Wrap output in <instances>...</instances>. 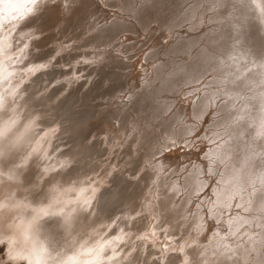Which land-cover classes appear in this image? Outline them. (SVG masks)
<instances>
[{
	"label": "rangeland",
	"instance_id": "obj_1",
	"mask_svg": "<svg viewBox=\"0 0 264 264\" xmlns=\"http://www.w3.org/2000/svg\"><path fill=\"white\" fill-rule=\"evenodd\" d=\"M126 1L127 0H87V2H86V4H88L87 9L85 10V14H84L81 22L79 24H74L70 27L63 26L54 35L55 40H53L54 38H52V39H50V41L49 40L47 41V44L45 45V47L43 46L40 49L41 50L40 51L41 56H44V58L47 60L46 63L40 64V65H44V67L41 68L40 65H38L35 69H33L34 71L27 69V71H29L30 73L21 81V83H20L21 85L19 84L18 85L19 87L18 86H17L18 88L16 87L17 91L14 92V95L9 96V98L5 101V102H10L14 98L13 107H15V109L17 108L16 111L18 113H20L21 116H29L30 118L31 117L36 118V123L34 125V128L36 130L34 131V134H36L39 129H42V132H43L46 129V126H48L50 129L53 130L54 135L51 137L49 145H48V151H50L49 158H51L54 154H56V152L58 153L60 150H63L64 147L68 148L69 150L71 149V151L74 152V153L72 152L73 153L72 155L70 154V155L66 156V158H68L69 161L66 163V165L64 167H61V165H53L54 163L52 162L53 164L51 163L52 165L50 164V166H52L53 168L50 167L48 169H45V167L43 166V165H45V163H43V162L48 159V158H46L47 152L44 150V147L41 144H39L36 140L35 141L36 143L34 142V145L30 147V151H34V153L31 156H28L27 160L24 161L23 164L17 163L18 165H21L22 167L26 166V167L20 169L18 174L21 177L20 176L19 177L23 178V180H26V177H28L27 173L31 172L29 174L30 175L29 178L31 179L32 183L29 184V183L24 181L23 183L20 182L19 184H17V186L14 185L9 191L10 198H12L14 200H20L21 201L20 204L22 206V204H24L23 203L24 201H26V200L30 201V199L33 200L32 189L43 187L45 185V183L48 181V179L51 177H55L56 180L53 181V184H49L48 187L51 188L54 185L58 186L56 184V182L58 181L59 185H62V187L59 188V192H61L59 194H62V193L66 194V192H67L69 195L71 193V192H68L69 190H71V191L77 190L78 187H80V185L83 184L84 182L87 184H90L91 182L97 184L96 188H95L96 197H94L92 200H94V205H97L98 208L94 207L95 209L92 208L90 210L89 207L93 206L92 201L89 204H86L85 203L86 201H84V202H82L81 206H79L77 213H75L74 210L70 211L69 215L72 217V219L67 224L65 223V221L58 220L55 217H53L51 222H45L43 220L41 221L42 227H40L38 229L34 238L36 239L38 244L43 245V246L46 245L45 247H47V249H48V252L45 255V258H47V259H45L47 262L46 264H51L52 261H53L52 264H56V260L60 259V257L63 256L65 253H68V255H69V254H72L73 249H74V251H76L77 249H82V248H80L81 244L83 243L82 241H87L89 239H92V241H93L94 238L98 239V238L105 236L110 230H113V222L116 220V217L118 218L119 214H121V212H123L124 208L127 205H129L131 202L133 203L132 206L135 207V205H136L137 209H138V211H136L134 213V217H138V216L140 217L141 216L142 222L140 224H138L136 229L133 230L134 231L133 233L135 234L133 239L137 242H136V245L134 244L132 246V248H131L132 250L130 248H128L126 250V254H125L126 257L121 259L122 262H124L122 264H125V261H127V260H129V262L127 261L126 264H146V263H148L146 261L148 259L151 261V258L152 259L155 258V261L152 260L150 262L148 260L150 262L149 264H154V262H156V261L157 262L155 264H163L160 261L165 262V259L168 255V253L165 254V257L162 260V256H161L162 252L160 251V244L159 243H161L163 248H165L164 240L169 239V237H165V234L167 231H174L175 232V234H174L175 238L189 236L190 234H192V231H193V233H195L194 227H192V225L189 224L190 219L184 223L181 222L180 224H177V221H176V222H174L175 225H171V223L167 221L168 214L170 213V211L167 208H164V209L159 208V204L157 202V197H158L157 192L158 191H161V192L164 191V189L166 187V183L161 182L160 185H153L156 181V177H155V175H153V172H152L153 171V169H152L153 158L155 159V161H157L159 159H162V161H163V167L165 170H162L160 173L165 174V175H170V177L172 176V178L177 177L176 180L179 181L178 183H179L180 189H179V192L176 194L175 198H177V200H178V205H179L180 201L182 200V198L186 194H189V193H190V195L194 194L193 196H190L192 199L190 198V200L181 209L183 215L179 216L178 220L183 219V218L187 219L189 215H192L194 213V209L196 207L199 208V211L202 209V212H203L202 217H205L207 219V227L212 228V229L210 228V230H209V229H206V227H205L202 229L201 232L198 233V236L204 237L203 238L204 242H208L210 240V236H211L212 232H215L217 230V228H222V229L226 228L225 231L226 232L229 231L228 222H227V216H228L229 212L235 211V210L244 211V209L241 208V205L238 204L236 201L234 203L231 202V205H230L231 209L230 208L227 210L225 209V211L220 214L219 218H216L214 216V214L210 213L211 203L213 202V187L217 184H220V175H221L223 167H224V164H223L224 162L221 161L220 159H216L215 161L214 160L211 161V160H209L210 156H208L206 153L210 147L214 146V143L216 140H218V138L219 139L220 138L226 139V137H223V136H225V134L223 133L225 131V126L223 123L219 122L220 117L223 115V110H220L219 108H220V104L223 101V95L224 94L221 93V95L216 96L211 101V103H209L207 105L204 112L201 114L194 115L192 110H191V106L194 105V103L197 102L199 99H201V97L206 93V91H207L206 87L208 86L206 84V80L213 76L212 70L206 71L197 80H194V81L189 82V83H183V82L178 81V84L174 85L172 89H169V90L168 89H165V90L164 89H162V90L157 89V84L159 83L160 75H163V76L169 75L170 77H168V76L167 77L170 79L176 77V73H177L176 67L179 63H182V62L192 63L195 61H201L202 55L207 54V53L208 54L209 53H216L215 52L216 49L213 46L212 41L207 40V37L210 34L209 31H210L211 27L212 28L214 27V29H216V30L219 28H223V29H226L227 31H230V32L232 31L231 30L232 29L231 24L226 21V19H227L226 16L223 18L217 17L218 13L220 12V10H222L224 8V6L215 5V6L208 7L209 0H132V7H130V9H128V8L124 7V4ZM60 3H61V0H53V3H52V4H54V5L56 4L58 6L56 9L54 8L55 12L53 13V15H54L53 18L55 16H57L56 21L58 22V24L61 23L62 20H64L63 19L64 8L61 6ZM137 6L140 7L141 10H139V12L136 13L134 7H137ZM192 7H194V9H195L194 12H192ZM95 9H97V10H95ZM101 10H103V11H101ZM97 11H99V13ZM104 11H106V12H104ZM100 14H101V16H100ZM58 15H59V17H58ZM115 15L119 19H124V23H121L119 26H117L116 31H115L116 33L112 37L110 44L103 42L104 40H102V39H95V38L91 37V30H90V24L91 23H95L96 26L102 25V24L107 23L106 21L109 22L112 18L115 17ZM119 16H121V17H119ZM214 16H216V17L214 18ZM51 19H52V17L51 18L49 17V20H51ZM100 19H102V20H100ZM203 20H204V22H203ZM53 22H55V20L49 21V23H53ZM204 23H205V25H204ZM9 24L10 23H7L6 26H8ZM183 26H185V27H183ZM56 30H58V28H56L55 31ZM179 31H180V33H179ZM181 32H183L184 35L182 34L180 36ZM123 33H125V34H123ZM57 34H59V35H57ZM62 34H64V35H62ZM60 35H61V37H60ZM125 35H126V39H125ZM174 37H176V38H174ZM57 38H58V40H57ZM66 39H67V41H66ZM63 41H65V42H63ZM178 41H180V42L185 41L188 44V46L186 45L182 49L175 50V51L169 50L171 45L176 44ZM50 44H52V45H50ZM151 44H153V45H151ZM154 45L157 47H155ZM108 46H110V47H108ZM134 46H136V47H134ZM160 46H161V48H160ZM196 46H197V48H195ZM147 47H150V48H147ZM46 48H48V49H46ZM105 48H107V49H105ZM118 48H119V51L117 50ZM194 48H195V50H194ZM42 49H45L47 51H43ZM51 49L53 51H51ZM76 49H77V51H76ZM109 49H111V50H109ZM42 51L44 53L47 52V54H49V55H47L46 53L44 54ZM94 51L99 52L96 57H94V53H95ZM109 52L113 53V54H110ZM10 54H9V57H13L16 54V51L10 52ZM171 54L173 55V57ZM106 56H107V58H106ZM111 56H113L114 58L113 57L111 58ZM180 56H181V58H180ZM9 57H7L8 59L5 58L6 59L5 64L9 62ZM154 57H156V58H154ZM157 57L160 59H157ZM169 57L170 58L172 57L174 59L172 60V58L170 59ZM44 58L42 57L43 60H45ZM49 58H51V59H49ZM186 58H188V59H186ZM103 59H104V61H103ZM56 60H58V62ZM90 60H92L93 62ZM89 61H90V63H89ZM68 62H69V64H68ZM70 62H72V63H70ZM119 62L123 63V64L121 65ZM9 64H11V63L9 62ZM63 64L67 65V66H63ZM94 64H95V66H94ZM110 64L113 67L110 68ZM157 64H160V66H161L160 67L161 72L158 75L156 74ZM169 64H170V66H169ZM78 67L80 69H78ZM151 67H153L152 72L150 69ZM72 68L77 69V71H74ZM99 70H100V72H99ZM115 70H117V71H115ZM27 71L24 70V72H27ZM79 71H80V73H79ZM119 71H121V72H119ZM74 72H76V73L74 74ZM118 72H119V74H118ZM78 74H79V76H81L83 78L82 79H80V77L78 78ZM101 74H103V75H101ZM87 76H91L92 78L87 77ZM70 77L73 79V81H71L72 79H70ZM147 77H149V78H147ZM77 78H78V80H77ZM16 79L18 80L19 78L17 77ZM89 79H92V80H89ZM57 80H58V82H57ZM67 80H68V82H67ZM79 80H80V82H77ZM95 80H96V82H95ZM90 81H91V83L88 85V83ZM127 81L129 82L128 84H127ZM84 82L85 83L87 82L86 85ZM92 82H94V83L92 84ZM53 83L56 84L55 87H54ZM77 83H79V84L77 85ZM83 85H84V87H83ZM124 86H126V87L128 86V87L125 88ZM138 86H139V88H138L139 91L136 88ZM73 87L75 88V90ZM85 87H87V88H85ZM200 88H201V90H200ZM219 88H221V87L219 86ZM91 89H93V90L90 92ZM128 89H130V90H128ZM141 89H143V90H141ZM19 91H21V92L19 93V95H17V93ZM81 91H82V93H81ZM195 91H197V93ZM87 92L88 93L90 92V95H88ZM110 92H112V93H110ZM96 93H98V94L100 93L99 95H101V97L98 94L97 95L99 97L96 96ZM124 93H125V95H124ZM78 94L81 98L78 96ZM118 94H120L119 95L120 97L118 96ZM140 95L144 96V99H142V101H139ZM122 96H124V97H122ZM168 96H170V97H168ZM91 97L93 99H91ZM130 98H132V99H130ZM172 98L174 100H172ZM187 98H189V99H187ZM96 99H98V100H96ZM112 100H114V101H112ZM188 100H190V101L188 102ZM215 100H216V102H215ZM87 101H89V102H87ZM98 101H99V103L98 104L96 103L97 104V106H96L95 102H98ZM84 102L87 104H85ZM111 102H113V103L110 104ZM80 103H82V104H80ZM190 103H191V105H190ZM117 104H118V106H116ZM127 104H129V105H127ZM151 104H153V105L155 104L159 107V109L161 110L160 116L153 117V116H151V114H149V108L148 107ZM112 106H114V107H112ZM94 107H96L97 110H94ZM120 107L121 108L123 107V108L121 109ZM91 110H93V111H91ZM104 110H106V111H104ZM110 112L113 114H110ZM58 113H60V114H58ZM70 113H71V116H70ZM85 113L87 116L90 114L88 116V118L86 115H84ZM95 113H96V116H95ZM108 113L110 116L107 115ZM92 114L94 115L95 119L94 118L91 119L93 117ZM34 115H36V116L38 115V116L36 117ZM66 115H67V118H65ZM72 115H74V117ZM99 115H101V117ZM82 116H84V117H82ZM105 116H106V118H105ZM89 117H91V118H89ZM96 117H97V119H96ZM103 117L105 119H102L103 122H100L101 118H103ZM107 117L109 119H107ZM137 118H139V120ZM159 118H160V120H159ZM165 118H167V120H169V122H171L170 123L171 126L176 131V134H175L176 136L175 135L171 136L164 130V125L161 123V120L165 119ZM76 119L82 121L79 124V126H77L78 132L81 131L80 132V136L82 135L81 139H80V137L78 138L77 136H75L76 133L73 134L74 132L77 131V129H75V131L70 129L71 123ZM98 119H100V120H98ZM188 120H190V121H188ZM85 121L88 123H84ZM94 121L95 122L97 121V122L94 123ZM188 124L193 127L192 131L180 132L178 130L180 127L181 128L185 127ZM43 125H45V126L43 127ZM85 125L88 127L86 128ZM97 125H99V126H97ZM114 125L115 126L117 125V126L114 127ZM91 126H92V128H91ZM93 126H94L95 130H93L94 129ZM104 126H106V127H104ZM111 126L113 128H111ZM194 126H196V127H194ZM64 127H65V129H64ZM80 127H82L81 129L84 130V133L82 132L83 130H81ZM84 127H85V129H84ZM103 128H105V129H103ZM131 128L133 129V131ZM211 128H213V129H211ZM101 129H103L105 131H103V130H102V132L99 131ZM42 132H40L38 135L42 134ZM45 132H46V130H45ZM108 132H110V133H108ZM113 133L116 134L117 137L115 135H114L115 136L114 137ZM92 134L94 135V137H92ZM105 134H107V135H105ZM142 134H147V137H149L148 140L144 141L141 138ZM68 135H70L72 139L70 137H68ZM95 135H97V136H95ZM194 135H196V136H194ZM66 137L70 138V141L75 140V141H73L75 144H72L73 142L71 141L72 143H68L66 145L67 142H70V141H68L69 139L67 140ZM90 137L92 139V140L90 139L91 142L88 140V138H90ZM78 139L80 140V142ZM87 140H88V142H87ZM117 140L119 141V144L121 143L120 144L121 148H120V145L118 144ZM31 142H29L28 146L31 144ZM61 143H63V145ZM81 143H82V145L80 146ZM108 143H109V145H108ZM60 145L63 148H61ZM71 145H73V146L71 147ZM106 145H108V146L106 147ZM57 146L59 147V149ZM79 146L82 148H80ZM103 146H105L107 149ZM26 147L27 146L23 147V149L20 150L19 157L17 158V160L24 158L25 151L27 150ZM84 147H85V149H84ZM92 147L94 149L96 147L98 149V151L100 149H102L103 152L99 151L101 153V156H100V153L98 154L97 150L96 149L94 150ZM160 147H162V148H160ZM76 150H78V151H76ZM122 150H124L125 155H124V153H122ZM84 151L86 152V154ZM92 151L94 153H92ZM147 151L149 152V154H145ZM113 152H114V154H113ZM89 153H92V154H89ZM88 154L90 156H88ZM50 155H52V156L50 157ZM110 155L111 156L113 155V156L111 157ZM124 156H126V158ZM96 158H98V159H96ZM110 158H111L112 162L110 161ZM119 158H120V160H119L120 162L116 161ZM90 159H92V160H90ZM113 159H114V161H116L118 163L113 162ZM17 160H16V162H17ZM96 160H97V163H96ZM198 162H200V163H198ZM77 163L80 165H77ZM74 164H76V165H74ZM143 164L146 166H144ZM213 164H214V166H213ZM172 165H173V167H172ZM197 165H199V167H202L203 172L201 173V175L203 177L206 175L205 177L208 180L202 188H200L196 191H193V193H192V192H189L191 188H189V186L187 184H185L184 178L188 175V173L191 171V169L196 167ZM70 166L73 167V169H72L73 171L69 170ZM74 166H76V167L78 166V168H76ZM112 166H113V168H112ZM168 166H170V167H168ZM29 167H30V169H29ZM87 167H88V169H87ZM104 167H105V169H104ZM114 167H115V169H114ZM122 167L124 168V170L122 169ZM74 168H76V169H74ZM101 168H102V171H101ZM86 169H87V171H86ZM113 169L116 172L113 171ZM166 169H168V170H166ZM16 170H18V169H16ZM88 170H89V172H88ZM106 170L109 171L110 175L107 174L108 171H106ZM173 170H176V171H173ZM184 170H186V171H184ZM98 171L101 172V175ZM104 172L106 175L104 174ZM146 172H150V175H148L144 178L141 177ZM117 174H120V175H117ZM176 174H177V176H176ZM116 175L118 178L116 177ZM179 175H181L182 180L180 179ZM113 176H115V177L112 178ZM100 177H102V178H100ZM122 177H125V178H123L125 180H123ZM158 179H159V177H158ZM169 179L170 178L165 179L164 181H168ZM101 181H103L102 184H101ZM120 181H122V182H120ZM117 182L120 183V186L119 187H117V185L113 186ZM122 184H123V187H122ZM211 184H212V186H211ZM22 185L24 186V188ZM127 185L128 186L130 185V186H129V188L126 189ZM139 186H140V189H139ZM97 188H99V189H97ZM107 188L109 189V192H111V191L112 192L109 193L107 191L108 190ZM114 189L115 190H117V189L121 190L122 189L123 191L117 190V193H116V192H114L115 191ZM146 189H148V190H146ZM21 190H22V193H21ZM124 191H125V193H124ZM118 192L121 193L122 195L119 194V196H118L117 195ZM133 192H134V194H132ZM108 193H109V195H107ZM154 193H155L156 197L154 196ZM202 193H205V194H202ZM128 194L129 195L132 194V196L131 195L129 196ZM100 195H102V196H100ZM110 195L113 197L115 196L116 201H118V199H120V198L121 199L117 203L112 202L115 200L110 201V198H111ZM69 196H71V195H69ZM97 196H99V198ZM59 197H61V196L59 195ZM117 197H119V198H117ZM197 197H198V199H197ZM100 198L101 199L105 198V199L101 200ZM114 198H111V199H114ZM126 198H130V201L126 202ZM97 199H99V200H97ZM103 200L105 201V204H107V205H104ZM140 201H141V203H140ZM207 201H209V203H207ZM111 202H112V204H111ZM191 202H193V204ZM32 203H35V202L32 201ZM122 203H124V204H122ZM113 204H114V206H113ZM232 204H233V206H232ZM101 205H102V207H101ZM153 205L157 209H154ZM189 205H190V207H189ZM115 206H117V207L115 208ZM147 206L151 211H149V209L146 208ZM203 206H205L206 208L205 207L203 208ZM19 207L20 206H18V209H19ZM35 208L30 209L26 205H23V209L20 207V211L17 210L19 212L17 214L19 216L18 218L22 219V222L27 221L30 217L29 212L35 211ZM26 209H28V210H26ZM98 209H100V210H98ZM114 209H116V210H114ZM186 209H188V210H186ZM206 209H207V211H206ZM144 210H147V211L143 212ZM26 211L28 214L25 213ZM39 211H40V209H39ZM251 211H252V213L255 214V219H254V222L251 225H249L250 226L249 228L257 230L258 228H260L261 223L260 224L257 223L256 220H259V221L264 220V215H263L264 209H254V208L251 209V208H249L247 212H251ZM49 212H53V211H49ZM99 212H100V216L97 217ZM149 212H151L150 213L151 215L149 214ZM101 213H102V215H101ZM155 214H156V216H155ZM229 214L232 215L233 212L229 213ZM25 215H26V217H25ZM75 215H77L76 218H74ZM125 215H126V213H125ZM109 216H110V218H109ZM86 221H88V222H86ZM109 221L111 224L110 226L108 225ZM262 222L264 224V221H262ZM154 223L162 224L160 226L159 230L163 231L162 236L156 237V240H154L155 242L152 241L151 239L147 238L146 235H143L144 232L150 231V227ZM223 225H224V227H223ZM147 227L149 230L147 229ZM72 228H73V230H72ZM139 228H140V230H139ZM63 233H65V234H63ZM256 233H257V231H256ZM244 235H245V231H243L242 233H239V235L236 236V238L234 237L232 239L233 240H235V239L241 240ZM91 236L92 237L95 236V237L91 238ZM96 236H98V237H96ZM84 237L87 239H85ZM77 238H80V240H78ZM143 238H145V239H143ZM205 238H206V240H205ZM187 239L188 238L185 237L186 241H187ZM146 240H147V242H145ZM52 241L54 244H52ZM68 242H70V243H68ZM154 243H156V244H154ZM170 243H174V242H170ZM188 243H191V242H188ZM139 245H141V246H139ZM136 250L138 251L137 254L135 253ZM149 250H150V252H149ZM145 251H147V253H145ZM261 251H262L263 256H264V244L262 245ZM149 255H150V258L147 259V257H149ZM134 257H135V259H134ZM158 260H159V262H158ZM137 262H139V263H137ZM6 264H7V262H6ZM11 264H22V262L19 260H14L11 262Z\"/></svg>",
	"mask_w": 264,
	"mask_h": 264
},
{
	"label": "bare ground",
	"instance_id": "obj_2",
	"mask_svg": "<svg viewBox=\"0 0 264 264\" xmlns=\"http://www.w3.org/2000/svg\"><path fill=\"white\" fill-rule=\"evenodd\" d=\"M64 1H65V3H68L69 2V0H64ZM86 2H87V0H71V5L72 6L70 8H68V9H65L64 8V10H63L64 11V14H65V15L63 14V19L64 20H62V22L59 23V24L56 21V19H57L56 17L57 16L54 17L55 19L53 18V16H54L53 13L55 12L54 10L58 7L56 4L55 5L54 4H49L47 10H44L43 11V14L40 15L39 19H37L34 24H32L30 26H27V27L23 26L24 25V21H22V20H12L11 22L9 20H4L3 21V25L0 26V40H5L6 43L7 44H11L12 47H11V49H9V50H7V51H5L3 53H0V98H3L6 101L9 98V96L14 95V92L17 91L16 87L30 73L29 71H27V69L33 70L38 65L43 64V63H46L47 60L44 58V56H41V52H40L41 50L40 49L43 46L45 47V45L47 44V41L48 40L50 41V39L54 38V35L63 26L70 27V26H72L74 24H79L81 22L84 14H85V10L87 9V5L88 4H86ZM215 5L224 6V8L222 10H220V12L218 13V16L217 17L223 18V17L226 16L227 17L226 21L231 24V27H232L231 30L232 31L230 32V31H227L226 29H223V28H219V29L216 30V29H214V27L213 28L211 27V29L209 31L210 34L208 35L207 40L208 41H212V44H213V46L216 49V51H215L216 53H209V54L207 53V54L202 55L201 56L202 57L201 58V61H195V62H192V63H185V62L179 63L177 65V67H176L177 69L175 68L177 70L176 77L170 79V78H168V77H170L169 75H167L168 77L165 76V75L164 76L163 75H160V77H159V83L157 84V89L158 90H162V89H164V90L165 89H168L169 90V89H172L174 85H177L178 84V81L179 82H183V83H189V82H192L194 80H197L206 71L212 70L213 76L210 77V78H208L206 80V84L208 85L206 87L207 88L206 93L201 97V99H199L197 102L194 103V105L191 106V110H192V112H193L194 115L201 114V113L204 112V110L207 107V105L209 103H211V101L216 96L221 95V93L224 94L223 95V101L220 104V108H219L220 110H223V115L220 117L219 122L223 123L224 126H225V131L223 132L225 134V136H223V137H226V139L225 138H220V139L218 138V140L215 141L214 146L210 147L209 150L206 153L208 156H210V159L209 160H211V161L214 160L215 161L216 159H220L221 161L224 162L223 163L224 164V167H223L222 173L220 175V184H217V185H215L213 187V202L211 203L210 213L214 214V216L216 218H219L220 217V214L223 213L225 211V209L226 210L229 209V208L231 209V207H230L231 202L234 203L236 201H237L238 204L241 205V208L244 209V211H241V210L231 211L230 210L231 212H229V213H232L233 212V214L231 215V214L228 213V216H227V222H228L229 231L226 232L225 231L226 228L225 229L217 228V230L215 232H212V234L210 236V240L208 242H204V239H203L204 237L198 236V233L201 232L202 229L205 228V227H206V229H209V230H210L211 227L210 228L207 227V219L205 217H202V213H203L202 212V209L199 211V208L198 207H196L195 209L193 208L194 209V213L192 215H189L187 219H184L183 218V219L178 220L179 216H182L183 215L181 209L190 200V198H191L190 196H193L194 194L193 195H190V193L189 194H186L182 198V200L180 201V203L178 205V200H177V198H175L176 194L179 192V189H180L179 188V183H178L179 181L176 180L177 174L175 176L176 178H172V176L170 177V175H165V174L160 173L162 170H165L164 167H163V161H162V159H159V160L155 161V159L153 158V160H152V163H153L152 164V169H153V171L152 172H153V175H155V177H156V181H155V183L153 185H160L161 182H165L166 183V187H165L164 191H162V192L161 191H158L157 192V195H158L157 202L159 204V208L160 209L167 208L170 211V213L168 214L167 221L170 222L171 225H175L174 222H176V221H177V224H180L181 222L184 223V222H186L187 220L190 219L189 224H191L192 227H194V229H195V233H193V231H192V234H190L189 236H185V237L188 238L187 241L185 240V237H177V238H175L174 237V234H175L174 231H167L166 232L165 237H169V239L168 240H164V246H165V248H163V246L161 245V243L158 242L160 244V251L162 252L161 253L162 260L164 259L165 254L168 253V255H167L166 259H165V262L160 261L163 264H233V263L234 264H264V256H263V253L261 251L262 245L264 244V224L262 222L264 220H262V221L256 220L257 223H259V224L261 223L260 228H258L257 230L256 229L249 228L250 227L249 225H251L254 222L255 214L252 213V211L251 212H247L249 208H251V209H253V208L254 209H264V13H262L261 10H260L262 7H264V0H209L208 7L215 6ZM124 7L130 9V7H132V0H127L125 2V4H124ZM137 7H134L136 13L139 12V10H141L140 7H138V8ZM95 10H97V9H95ZM194 10H195L194 7H192V12H194ZM101 11H103V10H101ZM97 12L99 13V11H97ZM104 12H106V11H104ZM101 14H100V16H101ZM0 15L7 16V13L6 12L5 13H0ZM116 15L109 22L106 21L107 23L102 24V25L96 26L95 23H91L90 24L91 37L92 38H95V39H102V40H104L103 42H106L107 44H110L111 43V40H112V37L116 33L115 31H116L117 26H119L121 23H124V19H119V18L116 17ZM121 16H119V17H121ZM49 17L50 18L52 17V19L49 20ZM58 17H59V15H58ZM215 17L216 16H214V18ZM53 20H55V22L49 23V21H53ZM100 20H102V19H100ZM203 22H204V20H203ZM7 23H10V24L8 26H6ZM205 23H204V25H205ZM183 27H185V26H183ZM56 28H58V30L55 31ZM10 29H11V31H9ZM179 33H180V31H179ZM123 34H125V33H123ZM182 34H183V32H181L180 36ZM57 35H59V34H57ZM62 35H64V34H62ZM60 37H61V35H60ZM174 38H176V37H174ZM125 39H126V35H125ZM53 40H55V38ZM57 40H58V38H57ZM66 41H67V39H66ZM63 42H65V41H63ZM25 44L27 45L26 48L24 47ZM50 45H52V44H50ZM151 45H153V44H151ZM186 45L188 46V44L185 41H182V42L178 41L176 44L171 45V47L169 48V50H171V51L172 50L173 51L179 50V49H182L183 47H185ZM161 46H160V48H161ZM108 47H110V46H108ZM134 47H136V46H134ZM155 47H157V46H155ZM107 48H105V49H107ZM147 48H150V47H147ZM195 48H197V46ZM195 48H194V50H195ZM20 49H23V52H21ZM46 49H48V48H46ZM42 50L43 51H47L45 49H42ZM109 50H111V49H109ZM117 50L119 51V48ZM15 51H16V54L13 57H11V62H10L11 64H9V62L5 64V60H6L5 58L9 57L10 52H15ZM51 51H53V50L51 49ZM76 51H77V49H76ZM94 52H95L94 53V57H96L99 52H96V51H94ZM45 53L47 54V52H45ZM110 54H113V53H110ZM47 55H49V54H47ZM42 57L45 60H43ZM112 57L113 56H111V58ZM172 57H173V55H172ZM106 58H107V56H106ZM154 58H156V57H154ZM180 58H181V56H180ZM49 59H51V58H49ZM157 59H160V58L157 57ZM173 59L174 58H172V60ZM186 59H188V58H186ZM56 61L58 62V60H56ZM90 61H92V60H90ZM90 61H89V63H90ZM103 61H104V59H103ZM70 63H72V62H70ZM68 64H69V62H68ZM120 64L122 65L123 63H120ZM170 64H169V66H170ZM63 66H67V65H64L63 64ZM94 66H95V64H94ZM111 67H113V66H111V64H110V68ZM153 67L150 68L151 69V72L153 70L152 69ZM156 67H157L156 74L158 75L161 72V68H160L161 66H160V64H157ZM75 68L74 69L72 68V69L74 71H77V69H75ZM78 69H80V68L78 67ZM24 70L27 71V72H24ZM115 71H117V70H115ZM99 72H100V70H99ZM119 72H121V71H119ZM119 72H118V74H119ZM75 73L76 72H74V74ZM79 73H80V71H79ZM9 74H11V75H9ZM101 75H103V74H101ZM91 76H87V77H91ZM17 77L19 78L18 80L16 79ZM79 77H80V79L83 78V77L79 76V74H78V78ZM78 78H77V80H78ZM147 78H149V77H147ZM70 79H72V78L70 77ZM68 80H67V82H68ZM89 80H92V79H89ZM96 80H95V82H96ZM71 81H73V79ZM128 81H127V84L129 83ZM57 82H58V80H57ZM77 82H80V80L77 81ZM86 83H85V85H86ZM90 83H91V81L88 83V85ZM93 83L94 82H92V84ZM78 84L79 83H77V85ZM55 85L56 84H54V87H55ZM219 86L221 88H219ZM83 87H84V85H83ZM124 87L127 88L128 86L127 87L124 86ZM85 88H87V87H85ZM136 88L138 90L139 86L136 87ZM74 90H75V88H74ZM92 90L93 89H91L90 92ZM128 90H130V89H128ZM141 90H143V89H141ZM200 90H201V88H200ZM20 92L21 91H19L17 93V95H19ZM90 92L89 93L87 92L88 95H90ZM195 92L197 93V91H195ZM81 93H82V91H81ZM110 93H112V92H110ZM125 93H124V95H125ZM97 94L98 93H96V96H98L100 93L98 95ZM119 95L120 94H118V96ZM78 96H79V94H78ZM99 96L101 97V95H99ZM122 97H124V96H122ZM168 97H170V96H168ZM173 98H172V100H174ZM91 99H93V98L91 97ZM130 99H132V98H130ZM142 99H144V96L143 95H140L139 96V101H142ZM187 99H189V98H187ZM96 100H98V99H96ZM112 101H114V100H112ZM189 101L190 100H188V102ZM87 102H89V101H87ZM215 102H216V100H215ZM96 103L98 104L99 101L98 102H95V104ZM112 103L113 102H111L110 104H112ZM80 104H82V103H80ZM85 104H87V103H85ZM97 104H96V106H97ZM129 104H127V105H129ZM190 105H191V103H190ZM116 106H118V104ZM112 107H114V106H112ZM148 108H149V114H151V116H153V117L160 116V114H161L160 111L161 110L159 109V107L157 105L151 104ZM94 110H97L96 107H94ZM91 111H93V110H91ZM104 111H106V110H104ZM96 113H95V116H96ZM58 114H60V113H58ZM110 114H113V113L110 112ZM84 115H86V113ZM107 115H109V113ZM34 116H36V115H34ZM70 116H71V113H70ZM72 116L74 117V115H72ZM88 116H87V118H88ZM99 116L101 117V115H99ZM82 117H84V116H82ZM97 117H96V119H97ZM65 118H67V115L65 116ZM89 118H91V117H89ZM93 118H94V115H93V117L91 119H93ZM105 118H106V116H105ZM105 118L104 117L101 118V121L100 122H103L102 119H105ZM107 119H109V118L107 117ZM137 119L139 120V118H137ZM98 120H100V119H98ZM159 120H160V118H159ZM188 121H190V120H188ZM81 122H82L81 120H77V119L74 120L71 123V125H70V129H72L73 131H75V129H77V126H79V124ZM96 122L94 121V123H96ZM84 123H88V122L85 121ZM161 123L164 125V130L169 135L174 136L176 134L175 129L171 126V124H170L171 122H169V120H167V118L162 119L161 120ZM34 125L35 124L32 125L31 131L27 134L26 142L20 148V150H21V149H23V147L27 146L26 147L27 150L25 151L24 158L17 160L16 163H18V164L19 163H22L23 164V162L27 160L28 156H31L34 153V151H30V147L33 146L34 145V142L37 140V142L44 147V150L47 152L46 158L49 159V160L47 159L48 161L46 160V161L43 162V163H45V165H43L45 167V169H48V168L52 167V166H50V164L52 162L54 163V164L52 163L53 165H61V167H64L66 165V163L69 161L68 158H66V156L67 155H70V154L72 155L74 152L71 151V149L69 150L68 148H65V147H64L65 148L64 149L60 145L61 148H63V150H60L58 153L56 152V154H54L53 156L50 155V157L51 156L52 157L49 158L50 151H48V145H49V142H50L51 137L54 135V132H53L52 129H50L48 126H46V129H45L46 132H45V130L42 132V129H39L38 132L36 134H34V131L36 130L34 128ZM99 125H97V126H99ZM44 126L45 125H43V127ZM116 126L114 125V127H116ZM87 127L88 126H86V128ZM104 127H106V126H104ZM194 127H196V126H194ZM81 128L82 127H80V129ZM91 128H92V126H91ZM93 128H94V126H93ZM111 128H113V127L111 126ZM64 129H65V127H64ZM84 129H85V127H84ZM103 129H105V128H103ZM103 129H101L99 131L102 132ZM192 129H193V127L188 124L185 127H182V128L180 127L178 130L180 132H189V131H192ZM211 129H213V128H211ZM81 130H83V129H81ZM93 130H95V128ZM103 131H105V130H103ZM132 131H133V129H132ZM40 132H42V134L38 135ZM80 132H78V129H77V131L74 132L73 134L76 133L75 136H77L78 138L80 137V139H81V136L82 135L80 136ZM82 132L84 133V130ZM108 133H110V132H108ZM105 135H107V134H105ZM114 135L116 136V134L113 133V136ZM95 136H97V135H95ZM194 136H196V135H194ZM68 137L71 138L70 135H68ZM92 137H94L93 134H92ZM70 138H67V140L69 139L68 141H70ZM141 138L144 141H146V140H148L149 137H147V134H142L141 135ZM90 139H91V137L88 138L89 141H90ZM88 140H87V142H88ZM71 141L70 142H67L66 141L67 142L66 145L68 143H72L75 140H73L72 142ZM29 142H31V144L28 146ZM79 142H80V140H79ZM117 142L119 144V141L118 140H117ZM109 143H108V145H109ZM61 144L63 145V143H61ZM72 144H75V143L73 142ZM81 145H82V143L80 144V146ZM108 145H106V147ZM72 146L73 145H71V147ZM96 147H95V149L97 150V152L99 154L102 151V149H100L99 150L100 152H99ZM103 147H105V146H103ZM162 147H160V148H162ZM80 148H82V147H80ZM120 148H121V145H120ZM58 149H59V147H58ZM84 149H85V147H84ZM76 151H78V150H76ZM92 153H94V152L92 151ZM92 153H89V154H92ZM122 153H124V150H122ZM85 154H86V152H85ZM89 154H88V156H90ZM113 154H114V152H113ZM145 154H149V152L147 151ZM124 155H125V153H124ZM100 156H101V153H100ZM124 157L126 158V156H124ZM96 159H98V158H96ZM90 160H92V159H90ZM119 160H120V158L117 159L116 161H119ZM110 161H111V158H110ZM116 161H114V159H113V162H116ZM96 163H97V160H96ZM116 163H118V162H116ZM198 163H200V162H198ZM74 165H76V164H74ZM77 165H80V164L77 163ZM144 166H146V165H144ZM213 166H214V164H213ZM24 167H26V166H24ZM24 167L17 168L18 170H15L14 171V173H13L14 179L12 181H7V180H5L3 178V176H0V203H2L3 205H5V207H0V221H6V224L0 223V239L9 241V243H8V250H9L11 256H15L16 255V251L20 247L19 241H18L20 229L25 224H27L29 220L32 219V216L31 215H30L29 219L27 221H25V222L24 221L22 222V219L18 218L19 216L17 214L19 212L17 210L20 211V207L23 209V205H26L30 209L36 207L35 208V211L32 212L33 214L34 213H38L39 209H41V208H45L47 211H53V212H58V211H60L61 208H63L64 211H65V213H68L69 214L71 210H74V212L77 213L79 206H81L82 202H84V201H86L85 202L86 204H89L92 201V205L93 206L92 207H89L90 210L92 208H94V207L98 208L97 205H94V200H92L94 197H96L95 188H96V185L97 184L92 183V182L90 184H87V183L84 182L83 184L80 185V187H78L77 190H74V191L69 190L68 192H71L69 194L71 196H69L67 192H66V194H64V193L59 194L61 192H58V195H57L56 199L59 201V204H57V203L55 204V202H54V203H52L51 207H49L46 204H36V203H32V201H33L32 199H30V201L29 200L24 201L23 202L24 204H22V206H21V204H20L21 201L20 200H14V199L10 198L9 191H10V189L14 185L17 186V184H19L20 182H22V183L24 181L26 182V180H23V178H20L21 176L18 174L19 171H20V169H22ZM74 167H76V166H74ZM168 167H170V166H168ZM172 167H173V165H172ZM76 168H78V166ZM76 168H74V169H76ZM112 168H113V166H112ZM29 169H30V167H29ZM72 169H73V167L70 166L69 170H72ZM87 169H88V167H87ZM87 169H86V171H87ZM104 169H105V167H104ZM114 169H115V167H114ZM114 169H113V171H115ZM122 169L124 170L123 167H122ZM166 170H168V169H166ZM3 171L4 170L2 168H0V172H3ZM101 171H102V168H101ZM106 171H108V170H106ZM173 171H176V170H173ZM184 171H186V170H184ZM88 172H89V170H88ZM202 172H203L202 167H199V165H197L196 167L192 168L191 171L188 173V175L184 178L185 184H187L189 186V188H191L189 192H192L193 193V191H196V190L202 188L206 184V182H207L208 179H206V177H205L206 175L204 177L201 175ZM30 173L31 172H28L27 173V176L28 177L30 176L29 175ZM99 173L101 175V172H99ZM104 174H105V172H104ZM107 174L110 175L109 171L107 172ZM117 175H120V174H117ZM117 175H116V177H117ZM148 175H150V172L144 173L143 176H141V177L144 178V177H146ZM179 176H180V179H181V175H179ZM114 177L115 176H113L112 178H114ZM125 177H122V179L125 178ZM158 177H159V179H158ZM100 178H102V177H100ZM168 178H170L168 181H164L165 179H168ZM123 180H125V179H123ZM102 182L103 181H101V184H102ZM120 182H122V181H120ZM117 183L114 184L113 186L117 185V187H119L120 186V183H118V184ZM129 186L127 185L126 186V189L129 188ZM211 186H212V184H211ZM122 187H123V184H122ZM23 188H24V186H23ZM97 189H99V188H97ZM122 189L121 190L120 189L119 190L117 189V190L118 191H123ZM139 189H140V186H139ZM117 190H115L114 192L117 193ZM146 190H148V189H146ZM107 191L109 192V189ZM111 192H109V193H111ZM21 193H22V190H21ZM109 193L107 195H109ZM124 193H125V191H124ZM119 194L122 195L121 193L118 192L117 195L119 196ZM132 194H134V192ZM132 194H130V195L132 196ZM202 194H205V193H202ZM59 195L61 197H59ZM100 196H102V195H100ZM154 196H155V193H154ZM97 197L99 198V196H97ZM114 197L111 196V198H114ZM111 198H110V201L116 199V197L114 199H111ZM117 198H119V197H117ZM102 199H105V198H102ZM120 199H118V201H120ZM197 199H198V197H197ZM97 200H99V199H97ZM118 201L115 200V201H112V202H116L117 203ZM129 201H130V198H126V202H129ZM103 202H104V205H107V204H105V201L104 200H103ZM112 202H111V204H112ZM140 203H141V201H140ZM191 203L193 204V202H191ZM207 203H209V201H207ZM114 204H113V206H114ZM122 204H124V203H122ZM132 205H133V203L131 202L125 208L123 207L124 208L123 212H121V214H119L118 218L116 217V220L113 222V230H110L105 236H103L101 238H98V239L94 238L95 236H93V237L91 236V238H94L93 241H92V239H89L87 241H82L83 243L80 241L82 243L81 246L84 245L85 247H98V246H101L102 245L106 249L107 254L114 257V259H112V260H106L105 261V264H122V263H124V262H122L121 259H123V258L126 257V255H125L126 254V250L128 248L131 249L132 246L134 244L136 245V242H137V241H135L133 239V237L135 235L133 233L134 232L133 230L136 229V227L138 226V224H140L142 222L141 216L140 217L139 216L138 217H134V213L136 211H138V209H137V206L136 205H135V207H133ZM18 206H20L19 209H18ZM232 206H233V204H232ZM101 207H102V205H101ZM116 207L117 206H115V208ZM153 207H154V205H153ZM189 207H190V205H189ZM204 207L205 206H203V208ZM146 208H148V206ZM154 209H157V208L154 207ZM26 210H28V209H26ZM98 210H100V209H98ZM114 210H116V209H114ZM186 210H188V209H186ZM145 211H147V210H144L143 212H145ZM149 211H151V210L149 209ZM206 211H207V209H206ZM25 213H27V211ZM125 213H126V215H125ZM150 213L151 212H149V214ZM101 215H102V213H101ZM263 215H264V213H263ZM76 216L77 215H75L74 218H76ZM99 216H100V212H99V214H98L97 217H99ZM155 216H156V214H155ZM25 217H26V215H25ZM109 218H110V216H109ZM110 221L108 223L109 226L111 225L110 224ZM86 222H88V221H86ZM161 225L162 224L154 223L150 227V231L149 232L148 231L144 232L143 235H146L147 238L151 239L152 241L156 240V237H161L162 236L163 231H160L159 230V228H160ZM223 227H224V225H223ZM147 229H148V227H147ZM72 230H73V228H72ZM139 230H140V228H139ZM243 231H245V235L243 236V238L241 240L240 239L239 240L238 239L237 240L236 239L235 240L232 239L234 237L236 238V236H238L239 233H242ZM256 231H257V233H256ZM63 234H65V233H63ZM96 237H98V236H96ZM77 239L80 240V238H77ZM85 239H87V238H85ZM143 239H145V238H143ZM205 240H206V238H205ZM12 241H16V243H12ZM145 242H147V240ZM170 242H174V243H170ZM188 242H191V243H188ZM68 243H70V242H68ZM52 244H54L53 241H52ZM154 244H156V243H154ZM81 246H80V248H82ZM139 246H141V245H139ZM77 250L78 251H83L84 249L82 248V249H77ZM147 251H145V253H147ZM137 252L138 251L136 250L135 253L137 254ZM149 252H150V250H149ZM69 255H71V254H69ZM148 258H150V255H149V257H147V259ZM45 259H47V258H45ZM134 259H135V257H134ZM148 260L146 261L148 263L145 262L146 264H149L152 260L155 261V258L154 259L151 258V261L149 260L150 262ZM127 261L129 262V260H127ZM127 261H125V264L127 263ZM156 262H154V264ZM158 262H159V260H158ZM52 263H53V261L51 262V264ZM137 263H139V262H137Z\"/></svg>",
	"mask_w": 264,
	"mask_h": 264
},
{
	"label": "snow or ice",
	"instance_id": "obj_3",
	"mask_svg": "<svg viewBox=\"0 0 264 264\" xmlns=\"http://www.w3.org/2000/svg\"><path fill=\"white\" fill-rule=\"evenodd\" d=\"M53 0H0V13H7V16L0 15V26L3 25L4 20H22L25 27L30 26L39 19L44 10H47L49 4H52ZM61 6L65 9L70 8L71 0L65 3L61 0ZM261 12L264 13V7ZM11 31V29L9 30ZM12 45L7 44L5 40H0V53H3L11 49ZM26 48L27 45L25 44ZM23 52V49H20ZM54 59V58H53ZM11 62V57H9ZM41 68L44 65H40ZM11 75V74H9ZM14 98L10 102H5L3 98H0V168L4 171L0 172V176L7 181L14 179V171L17 168H21V165L16 163L19 157L21 146L26 142L27 134L31 131V127L36 122L35 117L21 116L13 107ZM56 180L55 177H51L45 183L43 187L32 189L33 201L36 204H46L51 207L52 203L59 204L56 199L59 188L62 185L48 187L49 184H53ZM26 182L31 184L32 181L29 177H26ZM0 207H5L0 203ZM29 215L32 219L28 221L19 231V249L16 251L15 256H11L8 250L9 241L0 239V264H11L14 260H19L22 264H46L45 255L48 249L43 245L37 243L35 237L36 232L42 227L41 221L51 222L53 217L58 220L65 221L67 224L72 217L65 213L61 208L58 212H49L45 208H41L38 213L30 212ZM0 223L6 224V221H0ZM16 243V241H12ZM83 251H72L71 255L65 253L60 259L56 260V264H105L106 260L114 259L113 256L108 255L106 249L101 245L98 247H85L81 246Z\"/></svg>",
	"mask_w": 264,
	"mask_h": 264
}]
</instances>
